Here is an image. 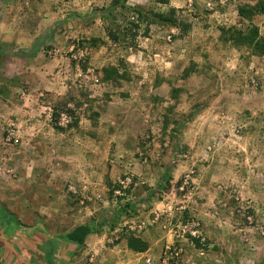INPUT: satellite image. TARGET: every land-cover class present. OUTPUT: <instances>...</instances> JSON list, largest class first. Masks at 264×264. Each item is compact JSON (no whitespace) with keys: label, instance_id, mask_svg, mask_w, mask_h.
Listing matches in <instances>:
<instances>
[{"label":"rangeland","instance_id":"obj_1","mask_svg":"<svg viewBox=\"0 0 264 264\" xmlns=\"http://www.w3.org/2000/svg\"><path fill=\"white\" fill-rule=\"evenodd\" d=\"M16 1L23 7L39 3L34 10L46 19L29 52L0 41V206L20 240L30 236L37 245L38 261L53 256L61 263L67 248L61 235L94 222L101 223L100 236L112 241L162 226L194 249L166 244L146 264H264V146L247 153L240 182L217 181L211 189L200 182L214 153L237 144L247 129L222 106L227 63L252 97H264V60L254 61L264 54L222 38V28L253 25L264 36V13L252 20L239 14L242 4L256 1ZM134 6L164 12L176 7L191 29L153 24L147 36L133 38ZM40 15L30 19L31 27ZM110 29L124 36L113 40ZM10 55L22 61L21 69H3ZM166 63L176 69V80L159 98L146 82L156 71L149 75L148 69ZM110 66L124 76L105 80L102 69ZM91 87L100 93L96 103ZM32 97L35 112L24 105ZM247 111L258 115L264 108ZM205 112L217 116L198 120L203 126L196 135L206 151L197 153L187 118ZM208 190L219 196L209 201ZM223 212L228 228L206 231L204 216L221 220ZM51 237L57 243L46 246ZM85 248L68 246L69 263H93ZM77 255L79 263L73 262Z\"/></svg>","mask_w":264,"mask_h":264},{"label":"crops","instance_id":"obj_2","mask_svg":"<svg viewBox=\"0 0 264 264\" xmlns=\"http://www.w3.org/2000/svg\"><path fill=\"white\" fill-rule=\"evenodd\" d=\"M28 4L29 6L23 7V4L16 0L7 2L0 1V41L13 44L14 50H24L29 52L31 49H35V42L43 28L42 21L46 19L45 16L40 15L41 13L39 11L34 10L36 7L39 8V3L27 2V5ZM20 6L24 8V11L15 10L16 7L20 8ZM36 15H40V17H37L38 25L31 27L30 19L36 17ZM51 16H53V14H51L50 17ZM260 60H264V57L257 56L254 58V61L258 62ZM58 64H60L59 66H61V70H66L68 68L66 67V60L64 61L61 59L58 61ZM227 65L228 66H226L224 69L228 73L222 82L224 89L221 95L222 106L226 109L225 112L229 115L230 119H239L243 122V124L246 125L247 129L244 131L243 138L237 144H232V146H230L228 145L230 142H228V144L225 145L222 150L216 152L214 151L215 153L210 160V165L206 169L204 177H202L200 180L202 184L208 185L209 189H211L212 185L217 181L230 182L232 180L240 182L243 179V174L240 173V171H242V168L244 167V161L247 157V153H253L256 151L257 146H264V113L254 115L253 113L247 111V108H264V97H262L260 94H254V97H252L253 95L250 94V89L247 88V85L242 77H240L234 71H231V66L233 65L230 63H227ZM9 66L15 67L13 69H18L16 68V66H18L19 69H21L22 61L19 58L10 55L6 58L3 64V69L5 71H9ZM157 68V70L148 69L149 75L156 71L157 76L153 77L151 75L146 82H149L147 84L150 85V88L152 90L155 89L157 92L156 94L159 95V98H162L169 85L175 84L176 69L173 67V65H168L167 63L166 65H158ZM53 84H57V86L60 87L58 82ZM61 86L63 88L65 87V85ZM87 86L88 85H86V88ZM90 89V101L96 103L100 99L99 90L94 87H91ZM27 100L28 101L24 105H28L30 110L35 112L36 97H32L30 100ZM82 102L83 104H81L82 106L80 108L85 110L88 106V102H86V100H83ZM216 116L217 114L213 112H205L200 113L197 118H187L189 130L190 132H195V137L197 138L196 142L194 141L192 143L195 146V152L200 153L206 151V148L204 146H200L199 143L203 140V138L200 139L199 136L196 135L199 134L203 126L202 124H198V120H207V118L213 119L216 118ZM180 126L181 125L179 124L177 127ZM205 127H207V124H205ZM207 131H209L208 128ZM205 136L208 137V134L206 133ZM123 148H125V145H121L119 151L123 150ZM247 158H251V156ZM218 196L219 194L217 192L208 190L207 199L209 201L215 200ZM151 211H148V213ZM5 214L6 212L4 208L0 206V264H42L37 258L39 257V254L36 251L37 245H33L32 241L30 240V236L28 237L29 240L24 239V241H21L19 238L20 232H18L17 235L15 234L17 225H15V223L13 225H9L6 222ZM223 218L224 212L222 213L221 220L212 216H204V227L205 225L207 226L206 231L210 232L214 230L218 233H223L224 230L228 228V226L223 223ZM84 223H92L97 225L98 228L94 233L88 236L85 243L86 248L84 253L92 254L90 260L93 261V263L91 264H146V257L153 255L159 257L160 252L158 251L156 254L155 249H163L166 244L177 243V246H186L187 248H184L185 251L194 250L189 247V243L180 241V239L176 238L173 234L163 230L162 226L147 228V230H145L140 237L148 242L149 248L146 251H135L129 247L130 236L127 238L123 237L118 241H112L110 235L106 237V234L104 233L102 236H100V231L102 230L100 229L101 223ZM103 232L104 231L102 230V233ZM57 240L51 237L50 239H47V243L45 242V244L46 246H48L50 242H54V244H56ZM92 242L93 248H87L88 245L92 244ZM62 245H66L67 248L68 246H78L75 243L67 242L65 240L62 242ZM56 248L59 247L56 246ZM67 248L62 250L61 263H55L53 256H49L47 257L44 264H74L71 262L69 263L70 256L69 249ZM76 258L77 260H74L73 262L79 263L82 259L79 258L78 255Z\"/></svg>","mask_w":264,"mask_h":264},{"label":"trees","instance_id":"obj_3","mask_svg":"<svg viewBox=\"0 0 264 264\" xmlns=\"http://www.w3.org/2000/svg\"><path fill=\"white\" fill-rule=\"evenodd\" d=\"M255 1V3L242 4L239 7V14L244 18L252 20L255 15L264 13V0ZM129 9L134 12V16L137 18L136 21H132V26L135 29L133 38L139 35L147 36L153 24L177 26L178 28L180 27L183 33L191 29V23L180 19L176 7H171L167 12L147 10L141 6L129 7ZM143 23L145 27L141 33L140 29ZM108 33L109 37L113 40H120L121 36H124V33L120 32V34L112 29ZM222 38L230 40L238 46H247L254 53L264 54V36L260 34V29L257 25H253L247 30L237 27L222 28ZM102 70L105 80H115L120 76H124L116 66L104 67ZM96 229H98L97 225L92 223L79 224L62 234L61 238L67 242L83 246L88 236L94 233ZM197 245L200 244L198 243ZM129 247L135 251H146L149 248V244L141 237L131 235L129 237Z\"/></svg>","mask_w":264,"mask_h":264},{"label":"built area","instance_id":"obj_4","mask_svg":"<svg viewBox=\"0 0 264 264\" xmlns=\"http://www.w3.org/2000/svg\"><path fill=\"white\" fill-rule=\"evenodd\" d=\"M63 118H64V119H66V118H67V116H66V115H63ZM165 264H167V261H165Z\"/></svg>","mask_w":264,"mask_h":264}]
</instances>
